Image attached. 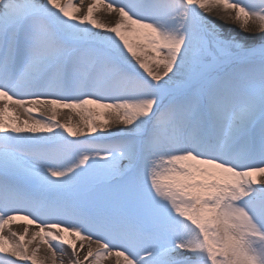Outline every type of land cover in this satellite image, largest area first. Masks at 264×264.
<instances>
[{
    "label": "snow or ice",
    "instance_id": "obj_1",
    "mask_svg": "<svg viewBox=\"0 0 264 264\" xmlns=\"http://www.w3.org/2000/svg\"><path fill=\"white\" fill-rule=\"evenodd\" d=\"M65 259L264 264V0H0V264Z\"/></svg>",
    "mask_w": 264,
    "mask_h": 264
},
{
    "label": "bare ground",
    "instance_id": "obj_2",
    "mask_svg": "<svg viewBox=\"0 0 264 264\" xmlns=\"http://www.w3.org/2000/svg\"><path fill=\"white\" fill-rule=\"evenodd\" d=\"M101 15H102V18L103 19H105V20L108 19V17L106 15H103V14H101ZM218 22H220V21H218ZM23 227H24V225L22 223L21 224H14V225H12L13 231H17V232H22ZM34 230H35L34 226H30V231H34ZM5 234H7V233H5ZM38 256H40V257H44L45 256V249H44V247L41 248V251L38 253ZM65 263H67V260L66 259H65ZM45 264H50V262L49 261H46ZM58 264H60V262H58Z\"/></svg>",
    "mask_w": 264,
    "mask_h": 264
},
{
    "label": "rangeland",
    "instance_id": "obj_3",
    "mask_svg": "<svg viewBox=\"0 0 264 264\" xmlns=\"http://www.w3.org/2000/svg\"><path fill=\"white\" fill-rule=\"evenodd\" d=\"M227 26H228V27H233V28L236 27L235 25H231V24H228ZM58 262H59V260L57 261V264H58ZM65 264H67V263H65Z\"/></svg>",
    "mask_w": 264,
    "mask_h": 264
}]
</instances>
